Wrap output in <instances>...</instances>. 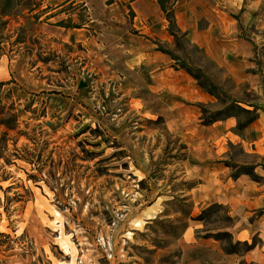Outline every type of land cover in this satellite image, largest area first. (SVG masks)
Masks as SVG:
<instances>
[{"label":"rangeland","instance_id":"rangeland-1","mask_svg":"<svg viewBox=\"0 0 264 264\" xmlns=\"http://www.w3.org/2000/svg\"><path fill=\"white\" fill-rule=\"evenodd\" d=\"M186 1L2 17L0 264H264V0Z\"/></svg>","mask_w":264,"mask_h":264},{"label":"crops","instance_id":"crops-1","mask_svg":"<svg viewBox=\"0 0 264 264\" xmlns=\"http://www.w3.org/2000/svg\"><path fill=\"white\" fill-rule=\"evenodd\" d=\"M135 1H136L135 2V5L137 6L136 9L138 10V12L141 15H144L145 12H148V11H146L147 9H145V7H147L148 9L152 8L153 10H156L158 8L157 3H156L157 0H135ZM188 4L189 3L186 0H177V6L179 7V5H180L179 8H180V12H181V13L179 12L177 14L178 15V22H179L180 26L184 30H189L190 37L191 38H194L197 42H199L203 46L208 47L207 34L205 36V39H202V38H199L198 39V37H197V34H198V31L197 30H198V28H197V26L192 21H190L194 16L193 17H190L189 22L187 20H185V19L181 20V18H183L182 17V14L184 13V9H185V7L188 6ZM60 6H62V4ZM183 7H184V9H181ZM62 13H64V12H62ZM53 16L61 17L60 16V13H56L54 15H51L50 17H53ZM67 28H70V26H67ZM71 29L72 30H76V29H85V30H87V27H71ZM152 52H155V49H153Z\"/></svg>","mask_w":264,"mask_h":264},{"label":"trees","instance_id":"trees-1","mask_svg":"<svg viewBox=\"0 0 264 264\" xmlns=\"http://www.w3.org/2000/svg\"><path fill=\"white\" fill-rule=\"evenodd\" d=\"M18 0H0V27L5 23V20L2 19L3 16L7 15L9 13V11L13 8V6L15 5V3ZM161 9L163 11H165L167 19L170 22H175V19H173V6L172 3L170 4L171 7H166V3L169 2V0H157ZM56 24L58 25H62V26H71V27H76V26H80V24L78 23H73L70 21H66L64 19H60L56 22ZM1 28H0V42H1ZM195 77L199 78V75H196ZM231 251V250H230ZM240 264H252V263H248V262H241Z\"/></svg>","mask_w":264,"mask_h":264}]
</instances>
